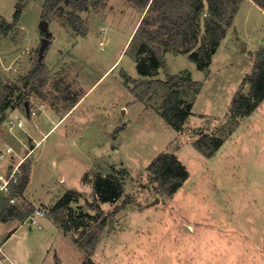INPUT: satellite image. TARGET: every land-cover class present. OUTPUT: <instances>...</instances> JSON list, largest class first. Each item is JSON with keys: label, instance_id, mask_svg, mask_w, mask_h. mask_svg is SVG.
<instances>
[{"label": "rangeland", "instance_id": "obj_1", "mask_svg": "<svg viewBox=\"0 0 264 264\" xmlns=\"http://www.w3.org/2000/svg\"><path fill=\"white\" fill-rule=\"evenodd\" d=\"M46 1L0 0V24L12 23L21 9L12 29L0 31V149L9 145L18 160L27 157L30 177L0 223L9 261L85 264L90 256L97 264H264V101L213 157L194 147L201 134L220 133L264 48L261 8L237 0L238 11L202 71L189 54L216 39L206 31V4L197 41L174 45L162 56L165 65L142 77L129 45L146 9L131 0H88L84 11L62 2L44 19ZM230 14L227 8L225 17ZM42 20L50 43L41 63ZM187 73L203 87L198 95L183 94L192 111L177 132L161 117L169 92L148 83ZM241 90L247 95L249 86ZM22 116L24 126L11 129L10 120ZM163 152L176 154L189 173L173 196L162 194L147 170ZM98 173L120 179L124 194L115 204L94 195ZM69 191L77 195L67 199ZM115 207L120 211L113 216ZM106 217L94 250L82 249L79 243Z\"/></svg>", "mask_w": 264, "mask_h": 264}, {"label": "trees", "instance_id": "obj_2", "mask_svg": "<svg viewBox=\"0 0 264 264\" xmlns=\"http://www.w3.org/2000/svg\"><path fill=\"white\" fill-rule=\"evenodd\" d=\"M134 5L146 9V13L139 23L136 32L130 42V51L137 63L138 74L148 77L157 73L165 62L163 54L176 44H186L188 41L196 40L200 33V17L205 14V5H208L206 12V31L209 36L217 35L215 41L210 45L202 44L201 52H192L189 58L196 63L198 69L207 71L211 64L212 56L216 53L219 39L226 33L238 11L237 0H131ZM264 12V0H252ZM62 2L75 7L79 11H84L89 6L88 0H47L44 5L43 18L47 19L55 7H59ZM230 8L231 14L225 17L226 9ZM21 17L19 8L12 19V23L0 24V31L7 34ZM74 22L79 20L78 16H73ZM71 21V18L68 20ZM224 22V27L221 26ZM213 26V27H212ZM218 32V33H214ZM86 32L83 31L82 34ZM206 42V41H205ZM42 63V62H41ZM44 65H38V75L44 73ZM208 75V73H207ZM152 84H158L169 92L165 100L161 117L175 131L181 132L184 129L192 111V104L186 103L183 94L190 92L198 95L203 84L192 80L190 73L186 75L169 76L168 80L149 82L148 88ZM245 86H249L247 95L242 93ZM241 89L234 96L227 122L220 128L219 134L203 133L195 141L194 147L206 158L213 157L223 146L226 139L238 127L240 119L250 116L264 101V48L255 55L252 72L243 78ZM142 99V97H140ZM25 106V104H24ZM24 173L19 184L13 188L8 197L0 198V223L5 222L6 216L11 213L10 204L13 198L22 196L28 186L30 177L28 174L29 164L24 165ZM150 179L157 184V189L166 196H173L183 187L189 177L186 167L178 159L176 154L160 153L148 166ZM93 192L101 204H115L124 194V188L120 179L115 174L103 175L98 173L92 181ZM77 193L69 191L66 198L70 199ZM55 219L65 218L57 205ZM98 213L102 214L101 208L97 207ZM120 208L115 207L112 215L119 213ZM58 212V213H57ZM27 216H25L26 218ZM106 218L102 219L100 226L96 228L92 236L89 235L86 244H80L82 249L96 247L98 233L106 225ZM85 264H97L89 256Z\"/></svg>", "mask_w": 264, "mask_h": 264}, {"label": "built area", "instance_id": "obj_3", "mask_svg": "<svg viewBox=\"0 0 264 264\" xmlns=\"http://www.w3.org/2000/svg\"><path fill=\"white\" fill-rule=\"evenodd\" d=\"M102 48L105 49V43L102 41L100 43ZM28 116L33 118L36 117L37 111L28 105L27 108ZM25 124V118L17 117L16 119H11L9 126L11 129L16 127L21 128ZM18 154L13 147L5 145L0 149V198L8 197L11 195L12 190L16 187L19 182L22 174L24 173V165L26 163L27 157L17 159ZM15 201V198L11 200V203ZM36 215L45 216V212L41 210H35ZM33 222H35L33 220ZM9 261L8 256L3 250V247L0 245V264H5ZM9 264H14L12 261H9Z\"/></svg>", "mask_w": 264, "mask_h": 264}, {"label": "water", "instance_id": "obj_4", "mask_svg": "<svg viewBox=\"0 0 264 264\" xmlns=\"http://www.w3.org/2000/svg\"><path fill=\"white\" fill-rule=\"evenodd\" d=\"M49 24L46 20H42L40 23V29L44 33L45 37L42 40V44L39 49V62H41L44 58L45 51L50 43V32L48 28ZM26 107L28 108V104H26Z\"/></svg>", "mask_w": 264, "mask_h": 264}]
</instances>
